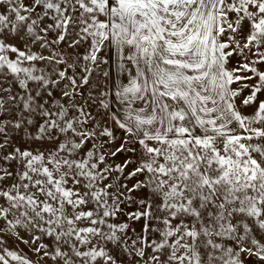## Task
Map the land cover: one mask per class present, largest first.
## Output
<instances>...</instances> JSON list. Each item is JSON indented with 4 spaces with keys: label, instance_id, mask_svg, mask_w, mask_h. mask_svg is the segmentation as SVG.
Listing matches in <instances>:
<instances>
[{
    "label": "snow or ice",
    "instance_id": "obj_1",
    "mask_svg": "<svg viewBox=\"0 0 264 264\" xmlns=\"http://www.w3.org/2000/svg\"><path fill=\"white\" fill-rule=\"evenodd\" d=\"M0 264H264V0H0Z\"/></svg>",
    "mask_w": 264,
    "mask_h": 264
}]
</instances>
